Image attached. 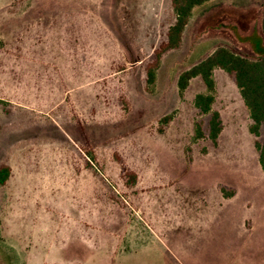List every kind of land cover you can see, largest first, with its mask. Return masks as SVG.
I'll use <instances>...</instances> for the list:
<instances>
[{
  "label": "rangeland",
  "instance_id": "obj_1",
  "mask_svg": "<svg viewBox=\"0 0 264 264\" xmlns=\"http://www.w3.org/2000/svg\"><path fill=\"white\" fill-rule=\"evenodd\" d=\"M173 22L170 0H0V264H264V127L223 70L178 88L219 46L264 54V0L196 8L148 86Z\"/></svg>",
  "mask_w": 264,
  "mask_h": 264
},
{
  "label": "trees",
  "instance_id": "obj_2",
  "mask_svg": "<svg viewBox=\"0 0 264 264\" xmlns=\"http://www.w3.org/2000/svg\"><path fill=\"white\" fill-rule=\"evenodd\" d=\"M174 13V22L168 27L166 38L154 51V61L146 66V84L154 85L156 81V69L159 67L162 57L170 50L181 46L184 31L196 8L207 4L210 0H170ZM223 70L234 78L240 95L248 109L251 126L250 133L259 138L264 127V54L258 58H248L236 53L228 46L217 47L209 56L198 64L184 71L178 78V88L184 92L189 82L194 78H201L209 90L214 89V71ZM214 97L212 94H198L194 99V105L202 115H210L208 138L216 143L222 132L220 114L213 111ZM168 118L165 119L167 121ZM201 124H197V134L203 137ZM255 147L259 153V164L264 173V139L256 140ZM11 169L8 165L0 167V185H5L10 177ZM131 182L135 176L128 173ZM224 196L230 197L233 191L222 189Z\"/></svg>",
  "mask_w": 264,
  "mask_h": 264
}]
</instances>
